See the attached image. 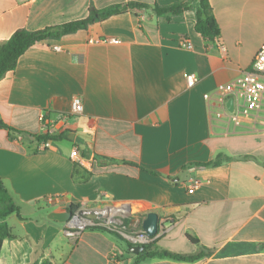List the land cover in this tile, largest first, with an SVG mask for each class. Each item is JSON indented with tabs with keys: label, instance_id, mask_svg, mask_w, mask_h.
I'll use <instances>...</instances> for the list:
<instances>
[{
	"label": "crops",
	"instance_id": "0c3cea01",
	"mask_svg": "<svg viewBox=\"0 0 264 264\" xmlns=\"http://www.w3.org/2000/svg\"><path fill=\"white\" fill-rule=\"evenodd\" d=\"M177 1L0 0V42L19 28L86 18L90 8ZM209 2L220 27L213 40L194 29V10L169 18L127 10L35 43L0 79V118L21 131L43 133L42 113L52 121L74 97L83 104L65 137L43 150L0 128V178L23 217L2 220L12 236L2 240L0 264H134L132 244L116 232L89 226L67 235L71 205L124 208L117 217L135 229L154 211L155 247L203 254L137 264H264V102L230 112L221 89L250 68L264 42V0ZM181 36L191 49L178 45ZM103 38L119 42L97 41ZM76 148L81 161L71 158ZM220 153L231 159L198 165Z\"/></svg>",
	"mask_w": 264,
	"mask_h": 264
},
{
	"label": "trees",
	"instance_id": "16d2710c",
	"mask_svg": "<svg viewBox=\"0 0 264 264\" xmlns=\"http://www.w3.org/2000/svg\"><path fill=\"white\" fill-rule=\"evenodd\" d=\"M139 8H151L154 14L157 16H166L181 14L187 10H194L196 14V21L194 29L205 40H213L220 35V27L214 16L212 6L209 0H179L175 3L168 5L147 4L138 2H128L123 5H115L106 10H96L94 8L89 9V15L86 18L64 23L62 25L47 26L39 30L29 31L24 28L15 30L8 39L0 42V79L10 70H14L17 66L19 58L24 52L35 43L47 40L57 39L63 35L76 32L80 29L87 28L90 24L97 20L104 19L110 15L125 12L127 10L139 9ZM0 128L6 129L8 137L10 139L22 137L28 143H39L41 141L57 140L65 137L63 133L50 134L43 133H30L26 131L18 130L8 124H6L0 118ZM231 157L222 153L218 154L215 159L207 162L198 163L200 166H217L223 161L230 160ZM74 206L71 205L70 213L73 211ZM15 214L19 218H23L20 213V208L15 202L13 196L8 191L3 180L0 178V249L2 240L5 237H11L8 226L2 222L7 216ZM92 229L104 230L109 233H115L101 226H91ZM116 234V233H115ZM119 236L118 234H116ZM120 237V236H119ZM193 242H197L195 238L189 237ZM144 250L137 254V258L134 264H137L140 260L147 257H159L170 258L174 260L191 261L200 258L203 254L185 255L179 253H173L165 249L155 247L152 242L142 245ZM30 264H39L38 260H34ZM40 264H50L48 261L43 260Z\"/></svg>",
	"mask_w": 264,
	"mask_h": 264
},
{
	"label": "built area",
	"instance_id": "2783aa9c",
	"mask_svg": "<svg viewBox=\"0 0 264 264\" xmlns=\"http://www.w3.org/2000/svg\"><path fill=\"white\" fill-rule=\"evenodd\" d=\"M97 41H105L110 43H118L119 39L116 38H103ZM178 45L185 49H191V41L181 36L178 39ZM56 50L60 48L54 47ZM221 51H225L226 48L220 46ZM188 86L194 85L196 82V76L190 73L186 76ZM222 89L223 97H232L234 100V111L241 113L252 112L259 109L264 102V42L260 45L258 50L253 56L250 68L243 71L239 77L233 83H227ZM207 97L208 95H204ZM83 112V104L79 97H74L71 101L70 110L68 113H61L54 120H49L45 114L40 115V122L44 128V132L50 134H60L66 130V125L71 116L78 115ZM37 150L46 149L49 145L48 141H41L35 143ZM71 158L76 161H81V157L78 149H73L71 152ZM200 182L195 179L189 185L190 190L198 188ZM126 210L124 208H100V209H87L83 205L74 208L70 213V216L66 223L65 232L69 236H76L82 230L89 226H101L116 232L129 241L132 245H145L151 243L157 236H147L140 227L135 229L129 225L122 223V214ZM118 215H122L117 217ZM135 227V226H134Z\"/></svg>",
	"mask_w": 264,
	"mask_h": 264
},
{
	"label": "water",
	"instance_id": "95a60500",
	"mask_svg": "<svg viewBox=\"0 0 264 264\" xmlns=\"http://www.w3.org/2000/svg\"><path fill=\"white\" fill-rule=\"evenodd\" d=\"M228 111H234V100L230 97L226 102ZM68 137H72L68 135ZM159 228V217L154 211H148L140 221V229L149 237L156 236ZM128 250L134 254H138L144 250L142 245H131Z\"/></svg>",
	"mask_w": 264,
	"mask_h": 264
}]
</instances>
